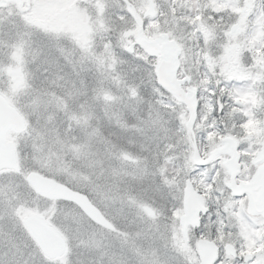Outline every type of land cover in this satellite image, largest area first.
I'll return each instance as SVG.
<instances>
[{"label": "rangeland", "instance_id": "1", "mask_svg": "<svg viewBox=\"0 0 264 264\" xmlns=\"http://www.w3.org/2000/svg\"><path fill=\"white\" fill-rule=\"evenodd\" d=\"M198 1L178 2L182 16L147 21L144 33L152 38L165 32L174 39L181 48L180 67L195 83L198 69L206 70L213 82L211 100L206 113L198 115L195 130L212 147L223 122V132L239 139L246 172L264 133V0ZM44 4L0 11V93L26 122L23 133L7 137L15 146L20 173L0 172V264H161L162 234L155 228L162 220L176 223L181 185L189 175L220 211L213 221L207 218L223 232L217 240L264 264L262 220L247 216L242 201L227 194L215 170L219 160L205 169L191 163L180 124L186 118L183 108L156 85L154 61L138 50L127 52L132 39L123 37L125 25H113L114 30L100 24L99 44L86 41L83 49L89 43L99 49L101 84L92 85L89 61L78 76L90 83L76 86L67 82L60 56L70 45L54 33L61 32L60 24L51 23L55 12ZM205 5H212L217 21L194 17V9L206 11ZM233 24L237 29L230 33ZM219 98L221 120L212 116L210 121ZM178 124L181 137L174 136ZM30 171L85 193L116 234L93 227L69 204L36 196L24 181ZM143 206L154 212V220ZM33 213H42L62 234L65 256L51 261L39 252L22 225Z\"/></svg>", "mask_w": 264, "mask_h": 264}, {"label": "flooded vegetation", "instance_id": "2", "mask_svg": "<svg viewBox=\"0 0 264 264\" xmlns=\"http://www.w3.org/2000/svg\"><path fill=\"white\" fill-rule=\"evenodd\" d=\"M158 1H160V5ZM158 1L157 0H22L25 9L33 8L34 6H37L39 3H45L44 6L48 7V10H52L53 12H55V14L52 15L51 23L54 25L60 24L59 28L61 29V32H54V33L59 34L58 36H61V38L63 40H66L67 44L70 45V47L67 49L68 51H64V52L62 51L60 55L62 64L65 68L64 72H65V78L67 82H70L76 86L88 85L90 83L89 79H79L78 75L80 74V72L85 71L82 68V66H84L85 63L91 61L92 67L89 68L87 72H89L90 74L89 76L93 78L91 80L92 85L97 86V87L99 86V83L101 82L100 81V69H99L100 63H101L100 56H99V49L96 47L93 48L90 43L87 44L88 45L87 49H83V46L85 45L86 41H89V39L92 38L95 40L93 42V45L97 46V43L99 44L98 37L100 34V27H99L100 24H110L112 27L113 25L116 26L117 24H124L125 26L121 27L123 37L129 36L130 39H134L132 25H134L135 21H134V18L132 17V14L128 10L127 3H130L134 7L137 17L141 20V23L143 24V30H144V24L147 21L166 20L167 22H170L171 20H174L183 15L181 12L179 13L177 9L178 2H181L182 0H158ZM200 4H199L198 9L201 8L202 4L201 5ZM150 5H152V8H153V11L151 9V12H153V16L144 17V13L150 7ZM6 7L16 8V4L13 2L12 3L10 2L0 7V11L5 9ZM161 8L165 9V11L167 12L163 13L164 10H162ZM212 8H213L212 5H208L205 7L206 11L202 9L200 10L199 13L196 12V10L198 9L196 10L194 9L193 15L194 17H197L198 19L205 16V18L209 19L211 22H215L218 19L212 16L211 12H214ZM21 9H24V8H21ZM58 9H59V12H58ZM187 16L190 17V15H187ZM85 25L87 26L86 31H85V27H86ZM113 29L116 30L114 27ZM236 29H237V26L233 24L230 28V33H234ZM112 34L115 37L116 31L112 32ZM51 36L57 37L53 35ZM146 37L151 40L155 39V37H152V38L148 36ZM156 50H157L156 47H151L148 53H146L144 50H139V51L143 53L144 55H146V58H149L151 61L155 62L154 56H155ZM203 61L205 63H208L210 61V57L208 53H204ZM184 73L185 72L180 68L178 70L177 77L182 78L184 76ZM70 74L72 75L71 77H70ZM19 76H20V73L17 72L16 77H19ZM89 76H87V78H89ZM14 81H16V79H14ZM212 83L213 82L211 79L209 81L208 75L206 74V70H204L203 67H200L198 69L196 83L193 81L192 77H190V84L194 86L196 90V95H197L198 106H197L196 121L199 117L198 116L199 114L206 113V106H207L206 103L208 100H211V91L213 89ZM187 86L188 84L184 83L182 85V88L186 90ZM166 95L170 97L168 94ZM217 95H218V92H217ZM221 100L222 99L220 98L216 99L215 101L216 106H214V109L212 108L211 115H208V118H210L209 119L210 121L213 120L212 116L215 117L218 122L219 120H221L220 119L221 114H222ZM176 104L183 108V112H181V115L183 117L185 116L187 117V113L185 111L184 106L179 103H176ZM213 110H214V113H213ZM204 117L208 119L206 115H204ZM185 119L183 118V121ZM180 124L182 126L183 122ZM222 126H223V122H219L218 127H217V132L214 133V136L216 135L215 139L217 141L211 147V146L205 145L206 144L205 139L204 137L202 138V135L204 134H199V135L197 134L195 130V124L192 130V133L190 135L186 133V130L183 125V129L185 132V140H186L188 149L190 151L192 150L191 144L192 142H194L196 144V147L199 149V151L200 150L201 152L205 151L204 155L202 156L204 157L206 153L210 151V149H212L214 146L217 145L219 139L223 135L226 134L225 132H223ZM176 128L178 129V131L176 132V130H174V136L181 137L180 125L178 124ZM175 140L179 142L178 139H175ZM237 140H238V150L240 153V166H241L242 172L240 173V175L237 177L236 180L237 182H242L248 179V177L250 176V173H252V169L247 168V171L246 172L244 171L243 164L241 163L243 151L242 150H241L242 152L240 151L239 139L237 138ZM257 149H258V145H257ZM215 170H218L219 173L221 174V184L223 186L225 181L227 180V177L225 173L222 171L219 163L216 165ZM242 175H244L245 178L241 179ZM218 177L219 176H217V178ZM192 178L193 176L191 175L187 176V178L184 180V183L181 185L182 186V196H183L184 187L188 183V181L193 184L194 188L199 189L200 194L203 193V190L197 185L195 180L194 181L192 180ZM209 180L211 182V179ZM209 180H207L206 183ZM211 186H213L212 182H211ZM73 190H76V189H73ZM227 194L229 195L228 191H227ZM88 199L92 205L96 206L90 200L89 197ZM238 199L242 201V206H243L244 198H238ZM205 201H206V206L209 209L208 214L200 218V225L198 227L193 228L192 226H188L186 229V235L182 236L181 226H180V216L182 214V201H181L180 215H179V218H177L176 223L175 224L167 223L165 220H162L164 224H161V226L159 224V226L155 228L157 233L161 232L162 234V240L160 239V242L158 243V247L161 245V249L159 248V251L161 253L159 262H161V264H181V263L182 264H199L197 246L200 240H209L217 246L218 258L214 264H243V255L245 254V252L242 253L241 251H238L237 248L235 246H232L231 244L223 245L222 244L223 240H220V241L217 240V238L221 236L223 232L218 229V226L216 229L214 228L216 226L209 224L207 218L213 221V219L216 218L215 211H219V210L217 207H214L213 204L211 205L209 201L207 200ZM143 208L144 206L141 208L142 211H143ZM148 211L150 212V210ZM101 214L104 216V218L107 219V217L102 212ZM145 214L149 216L152 220L155 219V214L153 211L151 215L148 213H145ZM212 214L215 217L213 216L208 217V215H212ZM81 215L87 223L93 225L97 229L109 232L111 234H116L115 229L107 230V228L94 224L82 212H81ZM222 238H224V236ZM228 245L232 247V250L230 252L231 253L234 252V255L228 254L226 250V246ZM254 263L255 262L253 261L249 262V264H254Z\"/></svg>", "mask_w": 264, "mask_h": 264}, {"label": "water", "instance_id": "3", "mask_svg": "<svg viewBox=\"0 0 264 264\" xmlns=\"http://www.w3.org/2000/svg\"><path fill=\"white\" fill-rule=\"evenodd\" d=\"M10 1L20 0H2L0 6ZM147 12L145 16L149 15ZM139 31L135 36V43L140 48L149 51L151 46L157 47L156 63L154 64V75L157 84L167 91L177 102L184 104L188 119L184 122L187 134L190 135L196 119V90L188 86L186 91L182 90L181 85L189 83V77L177 79L179 69L180 47L174 40L169 39L165 33L160 34L155 40L149 41L142 35L141 24L136 22ZM234 29V27H233ZM25 128L23 118L14 108L0 96V170L12 169L19 172L16 154L12 144L6 141L8 131L21 133ZM191 160L196 166H206L221 155H227L223 159L221 166L224 168L229 180L226 187L231 191L232 196L246 195L245 211L251 216H260L264 220V133L261 147L253 158L251 164L256 167L255 175L247 183L236 184L235 178L240 172L239 153L237 152V142L230 136L224 137L218 147L211 151L205 159L199 155L196 144H191ZM26 183L33 191L41 197L51 200L62 199L75 203L89 218L95 223L110 227L111 225L102 217L100 212L93 207L87 198L76 193L64 185L44 177L38 173L30 172L25 177ZM208 209L204 206L203 198L194 190L190 182L184 190L183 215L181 216L182 233H185L186 225L191 223L198 225L200 213L206 214ZM30 234L33 236L44 255L50 259H58L65 253L63 240L59 235L47 225L40 216H30L24 221ZM264 237V232H263ZM230 249V247H227ZM198 255L200 264H213L217 257V248L209 241H201L198 244ZM252 256L247 254L244 261L251 260Z\"/></svg>", "mask_w": 264, "mask_h": 264}, {"label": "bare ground", "instance_id": "4", "mask_svg": "<svg viewBox=\"0 0 264 264\" xmlns=\"http://www.w3.org/2000/svg\"><path fill=\"white\" fill-rule=\"evenodd\" d=\"M148 210H149V208H146V207L143 208L144 213H148L149 212ZM182 214H183V210H182ZM38 248H39V246H38Z\"/></svg>", "mask_w": 264, "mask_h": 264}]
</instances>
